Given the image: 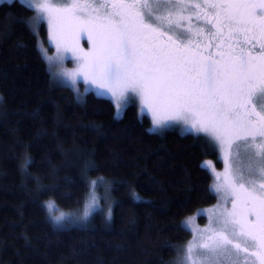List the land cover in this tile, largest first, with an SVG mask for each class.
<instances>
[{
    "label": "trees",
    "instance_id": "16d2710c",
    "mask_svg": "<svg viewBox=\"0 0 264 264\" xmlns=\"http://www.w3.org/2000/svg\"><path fill=\"white\" fill-rule=\"evenodd\" d=\"M33 14L0 2V264H176L184 220L215 201L202 165H221L215 142L56 82ZM90 191L99 207L86 219L54 221L50 203L78 215Z\"/></svg>",
    "mask_w": 264,
    "mask_h": 264
},
{
    "label": "rangeland",
    "instance_id": "374dc122",
    "mask_svg": "<svg viewBox=\"0 0 264 264\" xmlns=\"http://www.w3.org/2000/svg\"><path fill=\"white\" fill-rule=\"evenodd\" d=\"M2 1L11 0H0ZM20 1L25 3V0ZM228 2L234 8V12L245 17L255 16L264 24V17L259 15L264 9V0H228ZM68 5L74 4L65 2L61 6L66 11L73 10L67 7ZM52 6L53 4L49 5L48 12L42 13L44 19L41 23L45 27L46 41L40 42L39 45L50 74L56 82L70 86L78 94L92 90L98 96L110 98L115 105L116 116L122 114L127 104L135 103L139 110L150 118L152 130L176 128L182 133L209 135L215 142L221 165L218 167L209 158L202 161V165L211 176L210 188L215 194V201L184 220L191 237L183 246L179 258L190 247L189 264L192 262L264 264V197L260 196V184L264 183V177L258 171L261 157L256 155V145L264 143V135L260 134L257 126L251 120H243L240 114L231 113L233 115L228 117L229 121L235 122L234 124L214 122L210 114L204 110H186L166 104L158 105L152 98L145 101L138 91L134 92L131 87L123 85L116 88L117 94L120 91L124 93L118 100L111 90L114 85L97 74L99 41L108 30V19L87 10L68 15V18L63 8ZM35 15L34 12L31 21ZM32 27L35 31L38 29L34 23ZM118 104L122 106L119 114H117ZM158 120L160 123H157ZM193 122H196V128H200L201 125L209 129L215 127L221 138L216 139L210 132H197L192 127ZM244 136L247 137V141L238 139ZM240 176H243V180L239 178ZM249 181L253 182L255 192L253 184ZM241 183L243 187L240 186ZM98 197L94 191H90L82 206L74 210L78 215H73L72 211L67 210H64V213L52 203L48 205L49 212L56 222L70 218L69 225L77 224L82 219H86L93 208L99 207ZM198 215H204L203 223L198 222ZM57 217L62 219L58 221ZM226 240L231 243L217 247L218 243L223 244ZM204 245L207 247H202Z\"/></svg>",
    "mask_w": 264,
    "mask_h": 264
},
{
    "label": "snow or ice",
    "instance_id": "6c2138e0",
    "mask_svg": "<svg viewBox=\"0 0 264 264\" xmlns=\"http://www.w3.org/2000/svg\"><path fill=\"white\" fill-rule=\"evenodd\" d=\"M168 2L170 0H144L141 4L142 9L148 10L145 13L147 23L143 25L145 34L151 24L155 23L152 13L153 6L159 7ZM25 6L27 10L36 13L31 23L38 27L44 19L42 13L48 12L49 5L44 0H25ZM98 6L106 7L103 3ZM67 7L79 6L68 5ZM50 15L49 13V17ZM259 15L264 17V9L259 12ZM157 19L160 18L157 17ZM138 32V29L127 27L115 29L109 27L99 41L100 55L97 60L99 69L97 74L114 85L111 90L118 100L123 97L124 93L120 91L117 94L116 88L123 85L131 87L134 92L138 91L145 101L152 98L158 105L166 104L186 110L202 109L210 114L214 122L234 124L235 122L228 120L233 106H246V103H251L253 99L255 104L264 111V86L257 87L252 81L253 61L251 58L247 61L241 58L231 66L227 62L208 59L201 61L193 69H186L177 56L168 54L163 49L152 52L142 51L137 42ZM245 97L247 101L241 104V100ZM121 111L122 106L118 104L117 114ZM157 123L160 121L158 120ZM192 127L197 132H210L216 139L221 138L215 127L209 129L201 125L200 128H196V122H193ZM261 135H264V132ZM238 139L247 141L246 136L238 137ZM253 140H255L254 137ZM256 148V155L261 157L258 171L264 177V143L256 145ZM239 178L243 180V176ZM249 183L253 184L252 181ZM240 186L243 187V183ZM260 189V196L264 197V183L260 184ZM253 191H256L254 184ZM56 219L59 221L62 217ZM241 229L243 230V226ZM228 243L231 241L218 243L217 247ZM190 253L191 248L189 247L185 254L178 258L177 264H189Z\"/></svg>",
    "mask_w": 264,
    "mask_h": 264
},
{
    "label": "flooded vegetation",
    "instance_id": "af4514ba",
    "mask_svg": "<svg viewBox=\"0 0 264 264\" xmlns=\"http://www.w3.org/2000/svg\"><path fill=\"white\" fill-rule=\"evenodd\" d=\"M44 2L61 8L63 3L72 2L79 7L69 12L63 8L65 16L84 10L94 12L108 19V29H138L137 42L142 51L163 49L177 56L186 69H193L208 59L227 62L231 66L241 58L245 61L251 58L252 81L257 87L264 86V24L255 16L245 17L234 12L228 0H170L159 7L154 5L152 13L155 23L151 24L146 34L143 25L147 23L145 13L148 10L141 8L144 0ZM100 3L106 7L100 8ZM246 101L247 97L241 100V104ZM232 113L242 115L240 117L245 121L251 120L260 134L264 132V111L255 104L254 99L246 103V106L234 105Z\"/></svg>",
    "mask_w": 264,
    "mask_h": 264
}]
</instances>
